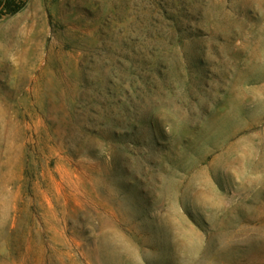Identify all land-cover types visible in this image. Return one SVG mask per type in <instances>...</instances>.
I'll return each mask as SVG.
<instances>
[{"label": "rangeland", "instance_id": "obj_1", "mask_svg": "<svg viewBox=\"0 0 264 264\" xmlns=\"http://www.w3.org/2000/svg\"><path fill=\"white\" fill-rule=\"evenodd\" d=\"M0 264H264V0H0Z\"/></svg>", "mask_w": 264, "mask_h": 264}, {"label": "trees", "instance_id": "obj_2", "mask_svg": "<svg viewBox=\"0 0 264 264\" xmlns=\"http://www.w3.org/2000/svg\"><path fill=\"white\" fill-rule=\"evenodd\" d=\"M7 5V8L8 9H10L11 8V6H12V3L11 2H9L8 4H6ZM19 9H20V7H18L17 9H10V13H16V12H18L19 11Z\"/></svg>", "mask_w": 264, "mask_h": 264}]
</instances>
